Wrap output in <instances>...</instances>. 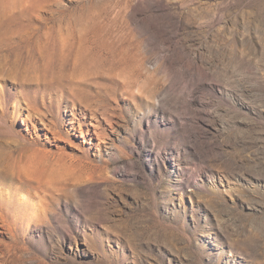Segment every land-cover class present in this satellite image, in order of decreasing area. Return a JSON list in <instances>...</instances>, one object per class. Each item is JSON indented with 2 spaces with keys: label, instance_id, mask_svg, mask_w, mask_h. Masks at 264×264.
Instances as JSON below:
<instances>
[{
  "label": "rangeland",
  "instance_id": "rangeland-1",
  "mask_svg": "<svg viewBox=\"0 0 264 264\" xmlns=\"http://www.w3.org/2000/svg\"><path fill=\"white\" fill-rule=\"evenodd\" d=\"M0 32V264H264V0H0Z\"/></svg>",
  "mask_w": 264,
  "mask_h": 264
},
{
  "label": "bare ground",
  "instance_id": "bare-ground-1",
  "mask_svg": "<svg viewBox=\"0 0 264 264\" xmlns=\"http://www.w3.org/2000/svg\"><path fill=\"white\" fill-rule=\"evenodd\" d=\"M15 2V0H10V3H14ZM8 29V28H7ZM11 32V31H10ZM10 32H9V34H10ZM17 32V31H16ZM0 34H3V32L1 33L0 32ZM12 35H14V34H12ZM11 36V35H10ZM3 37V36H2ZM1 37V38H2ZM7 37V36H6ZM9 38V37H8ZM11 38V37H10ZM9 38V39H10ZM4 40V38L2 39V41ZM11 40V39H10ZM1 41V42H2ZM62 43L61 44H63L64 43V39H62ZM2 45V44H1ZM1 47V46H0ZM4 51V50H3ZM0 52H2V51H0ZM7 55L8 54H4L3 56L5 57V59L7 58ZM79 57V56H78ZM77 60V59H76ZM5 63L6 64H8V61L6 60L5 61ZM73 63V62H72ZM74 64V63H73ZM11 65H13V62H10L9 63V66L11 67ZM73 66V65H72ZM73 69L74 68H72V71H73ZM71 70V69H70ZM71 71V72H72ZM80 72V71H79ZM73 74V73H72ZM83 74V73H82ZM75 80V79H74ZM30 81V80H29ZM37 81H39V80H37ZM72 81V80H71ZM23 82V81H22ZM27 82V81H26ZM48 82V81H47ZM49 83V82H48ZM75 83V82H74ZM76 84V83H75ZM79 85V84H78ZM80 86V85H79ZM76 87V86H75ZM50 88V87H49ZM56 88V87H55ZM63 88V87H62ZM79 88V87H78ZM57 89V88H56ZM72 88L70 87V88H68V94H71V93H73V92H75V91H73L72 92ZM83 90V89H82ZM85 90V89H84ZM49 91V90H48ZM77 92V91H76ZM75 92V93H76ZM79 92V91H78ZM81 92V91H80ZM89 92V91H88ZM82 93V92H81ZM84 93V92H83ZM130 93H132V92H130ZM130 93L128 92V94L130 95ZM46 94H48V92H46ZM62 93H61V97H62ZM71 95H73V96H75V95H77V94H71ZM86 95V94H85ZM133 95V94H132ZM60 96V95H59ZM66 96V95H65ZM79 96V95H78ZM54 98V99H51V97H49L48 96V102H49V104H51V103H54V101L55 102H58V104H60L61 102H62V98ZM76 98V97H75ZM73 99V98H72ZM77 99V98H76ZM78 101V100H77ZM80 101V100H79ZM78 101V102H79ZM79 104V103H78ZM43 108H41V109H39V108H36V109H38L36 112H38L41 116H45V113L49 110V107L48 106H45V105H43L42 106ZM67 106H65V109H67L66 108ZM50 108H51V106H50ZM99 108V107H98ZM33 109V108H32ZM35 109V108H34ZM35 109V110H36ZM67 110H70V114L72 115V119L71 120H69L68 121V124H69V126H70V128L71 129H75V126H77V128L79 129V132H80V134L82 135L83 133H85V134H87V133H95V134H97V130H98V128H99V125L101 124V120H106L107 118H106V114L104 115V113H102V112H100V111H97V110H95V109H93V108H89V107H83V108H81V107H77L76 106V104L74 103V102H72V104H71V106L69 107V109H67ZM76 110H78L79 112H76ZM103 110V109H102ZM106 113V112H105ZM87 117H89V124L88 125H91L94 129H91V127H87V124H85V118H87ZM74 118L76 119V120H74ZM50 120V119H49ZM53 125H55V123H56V121H54V120H52L51 119V121H50ZM75 124H77V125H75ZM84 126V127H83ZM69 128V127H68ZM0 155H1V153H0Z\"/></svg>",
  "mask_w": 264,
  "mask_h": 264
}]
</instances>
